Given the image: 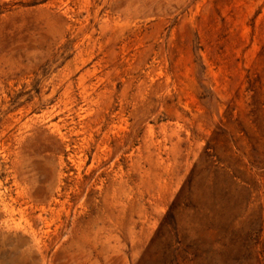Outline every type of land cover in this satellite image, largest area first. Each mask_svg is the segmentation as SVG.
Returning a JSON list of instances; mask_svg holds the SVG:
<instances>
[{"label": "rangeland", "instance_id": "obj_1", "mask_svg": "<svg viewBox=\"0 0 264 264\" xmlns=\"http://www.w3.org/2000/svg\"><path fill=\"white\" fill-rule=\"evenodd\" d=\"M0 264H264V0H0Z\"/></svg>", "mask_w": 264, "mask_h": 264}]
</instances>
